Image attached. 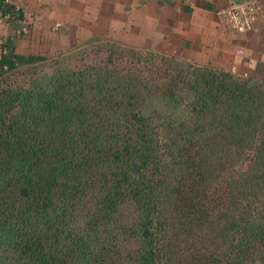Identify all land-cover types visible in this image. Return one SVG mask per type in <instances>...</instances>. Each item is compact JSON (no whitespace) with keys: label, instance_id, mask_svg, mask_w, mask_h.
I'll return each instance as SVG.
<instances>
[{"label":"trees","instance_id":"trees-1","mask_svg":"<svg viewBox=\"0 0 264 264\" xmlns=\"http://www.w3.org/2000/svg\"><path fill=\"white\" fill-rule=\"evenodd\" d=\"M111 42L49 73L0 45V264H264V83Z\"/></svg>","mask_w":264,"mask_h":264},{"label":"crops","instance_id":"crops-1","mask_svg":"<svg viewBox=\"0 0 264 264\" xmlns=\"http://www.w3.org/2000/svg\"><path fill=\"white\" fill-rule=\"evenodd\" d=\"M244 1L248 0H23L33 30L17 42L7 38L16 53L33 55L28 48L22 51L21 39L32 44L76 34L85 36L77 41L83 43L105 37L256 79L264 75V0H252L259 3L261 14L244 34L230 30L218 14Z\"/></svg>","mask_w":264,"mask_h":264},{"label":"rangeland","instance_id":"rangeland-1","mask_svg":"<svg viewBox=\"0 0 264 264\" xmlns=\"http://www.w3.org/2000/svg\"><path fill=\"white\" fill-rule=\"evenodd\" d=\"M8 1L13 4V6L18 7L22 11L23 18L16 20V22H14L12 18L0 20V45L7 37L12 36L17 42L20 38H22V35H29L33 30V20L31 19V16L28 15L27 10H25L23 0ZM16 23L18 28L17 25L14 28ZM77 31L80 32V29ZM77 31L73 30L72 32ZM84 38L85 36H77L75 34L72 37H59V39L52 37L51 39L49 38L48 40H44L43 38L40 42L34 41L32 44L30 39V41H28V39H21L20 43L23 45L22 47L25 48H22V51L28 48L27 53L33 54V56H42L47 59L36 65V70L39 73H49L50 71L57 68L76 70L88 65L99 66L106 62L109 50L115 48V45L111 41H108L105 37H91L86 42H77L83 40ZM117 45L121 46L125 50L131 49L144 53L143 50H138V48H133L126 44L118 43ZM120 65L125 64H121L120 62ZM28 72L30 71L24 67L12 75L10 77V81L27 82L29 79H31V76L28 74ZM242 77L246 76L242 75ZM256 79L264 83V75L258 76ZM244 169L245 165H241L230 171L228 176H226V180L234 178ZM258 207L260 210H262V208L264 209V199L261 203H257L256 208Z\"/></svg>","mask_w":264,"mask_h":264},{"label":"built area","instance_id":"built-area-1","mask_svg":"<svg viewBox=\"0 0 264 264\" xmlns=\"http://www.w3.org/2000/svg\"><path fill=\"white\" fill-rule=\"evenodd\" d=\"M18 9V7H15V10ZM218 14L230 30L238 34H244L251 31L256 26L261 14V7L258 2L248 0L233 4L229 8L220 11ZM9 18L8 14H0V20Z\"/></svg>","mask_w":264,"mask_h":264},{"label":"water","instance_id":"water-1","mask_svg":"<svg viewBox=\"0 0 264 264\" xmlns=\"http://www.w3.org/2000/svg\"><path fill=\"white\" fill-rule=\"evenodd\" d=\"M138 171V167L136 166V164L134 162H132V175H135Z\"/></svg>","mask_w":264,"mask_h":264}]
</instances>
